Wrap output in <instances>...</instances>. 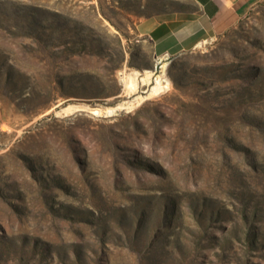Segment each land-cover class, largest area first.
<instances>
[{
	"label": "rangeland",
	"instance_id": "374dc122",
	"mask_svg": "<svg viewBox=\"0 0 264 264\" xmlns=\"http://www.w3.org/2000/svg\"><path fill=\"white\" fill-rule=\"evenodd\" d=\"M190 2L0 0V264H264V0L156 55Z\"/></svg>",
	"mask_w": 264,
	"mask_h": 264
},
{
	"label": "crops",
	"instance_id": "0c3cea01",
	"mask_svg": "<svg viewBox=\"0 0 264 264\" xmlns=\"http://www.w3.org/2000/svg\"><path fill=\"white\" fill-rule=\"evenodd\" d=\"M263 0H191V9L158 14L139 26L162 56L195 50L245 18Z\"/></svg>",
	"mask_w": 264,
	"mask_h": 264
},
{
	"label": "bare ground",
	"instance_id": "6f19581e",
	"mask_svg": "<svg viewBox=\"0 0 264 264\" xmlns=\"http://www.w3.org/2000/svg\"><path fill=\"white\" fill-rule=\"evenodd\" d=\"M164 66H166V64L164 65ZM159 79L157 78V83L159 84V81H158ZM161 84V83H160ZM160 89V86H154L152 89H151V92H158V90ZM113 111V109L112 110H110V112H112ZM95 113H97V111L95 112Z\"/></svg>",
	"mask_w": 264,
	"mask_h": 264
}]
</instances>
